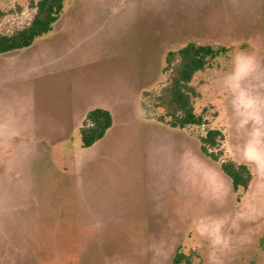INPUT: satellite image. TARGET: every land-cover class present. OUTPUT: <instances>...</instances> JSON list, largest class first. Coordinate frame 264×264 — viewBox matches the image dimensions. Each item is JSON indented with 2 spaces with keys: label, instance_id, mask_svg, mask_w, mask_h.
Here are the masks:
<instances>
[{
  "label": "rangeland",
  "instance_id": "374dc122",
  "mask_svg": "<svg viewBox=\"0 0 264 264\" xmlns=\"http://www.w3.org/2000/svg\"><path fill=\"white\" fill-rule=\"evenodd\" d=\"M31 1L0 0V33L30 22ZM106 10L109 22L93 31L94 57L34 81L35 103L60 120L48 123L57 128L51 134L66 125L68 76L80 94L135 92L127 125L105 149L104 182L85 199L74 192L63 166L81 148L77 129L54 150L48 145L44 159H24L18 176L11 173L22 160L0 145V264H172L176 250L193 264H264V158L256 160L257 149L264 157V0H113ZM189 41L229 48L190 82L199 93L194 110L207 122H161L141 135L133 104L138 115L140 102L146 115L164 112L155 96L169 73L165 55ZM241 54L248 59L238 61ZM30 88L1 89L0 105H15ZM208 128L224 134L221 159L249 166L245 191L234 192L219 162L201 153Z\"/></svg>",
  "mask_w": 264,
  "mask_h": 264
},
{
  "label": "crops",
  "instance_id": "0c3cea01",
  "mask_svg": "<svg viewBox=\"0 0 264 264\" xmlns=\"http://www.w3.org/2000/svg\"><path fill=\"white\" fill-rule=\"evenodd\" d=\"M112 1L73 0L67 7H63L50 32L37 37L29 46L0 53V91L14 83H23L25 87L27 84L31 85L30 91H27L23 99H17L15 105H0V145L10 147L7 158L22 160L21 167L11 173L12 175L18 176L19 170L23 172L24 159L42 157L45 149L47 153L48 147L54 150L63 139L69 138L73 130L79 131L89 109L103 107L110 111L113 117L112 125L93 145L70 151L69 156L65 157L69 161L67 160L63 167L73 175L71 185L74 192L79 194V198L82 197L80 199L91 196L93 190L99 187V183L104 182L105 178L99 169L107 166L105 149L112 137L114 139L119 136V129L127 125L126 120L130 119L131 113L130 106L136 99L135 92L132 93L134 100L131 99L132 95L123 97V93L112 94V91L101 94L87 89L80 94L77 91L76 78L68 76L65 82L71 96L70 104L65 108L66 125L62 130L51 134L57 128L48 131V123L57 125L60 120H56L55 124L54 118L48 115L44 108L37 106L34 81L41 74L54 73L62 68L65 71L72 70L95 56L97 42L93 39V31L104 29L109 22L106 9L109 5L111 8ZM96 13L104 17L96 20ZM109 19H112L111 16ZM78 33L82 35L74 36ZM133 105V116L139 120V127L142 126L141 135L145 134L147 127L149 130L156 124L161 126L160 121L144 113L141 102L140 115L136 113L135 104ZM45 144L46 147L50 146L46 148ZM67 178L68 182L65 181V184L70 183L71 179L69 176Z\"/></svg>",
  "mask_w": 264,
  "mask_h": 264
},
{
  "label": "trees",
  "instance_id": "16d2710c",
  "mask_svg": "<svg viewBox=\"0 0 264 264\" xmlns=\"http://www.w3.org/2000/svg\"><path fill=\"white\" fill-rule=\"evenodd\" d=\"M63 1H31L30 5L35 12L30 22L10 34L0 33V53L29 46L37 37L50 32L63 11ZM228 49L224 45L214 47L189 41L176 50H169L165 55L163 67V72L169 71L168 77L158 95L155 96L156 104L162 105L164 112L147 116L179 129L188 125L205 124L207 121L203 114L196 113L194 110L193 99L199 96V93L190 82L196 72L209 66L214 58L226 54ZM142 107H144L143 103ZM112 123L113 117L108 109L103 107L89 109L79 128L81 146L93 145L104 136ZM198 138L201 153L219 162V168L229 178L232 190L245 191L252 177L251 170L246 163L236 162L228 157L221 159L223 152L220 145L224 140L223 132L218 128H208ZM213 148H218V153H215ZM172 264L193 263L189 254L176 250L172 257Z\"/></svg>",
  "mask_w": 264,
  "mask_h": 264
},
{
  "label": "clouds",
  "instance_id": "9594fccd",
  "mask_svg": "<svg viewBox=\"0 0 264 264\" xmlns=\"http://www.w3.org/2000/svg\"><path fill=\"white\" fill-rule=\"evenodd\" d=\"M246 59H248V57H246V56H243L242 54L241 55H238V57H237V60L238 61H241V60H246ZM241 107H243V106H241ZM262 158H264V157H262L261 156V153H260V151H259V149H257V156H256V160H257V163L259 164V163H261V160H262ZM219 225H217V231H219ZM215 242H219V239H217Z\"/></svg>",
  "mask_w": 264,
  "mask_h": 264
}]
</instances>
